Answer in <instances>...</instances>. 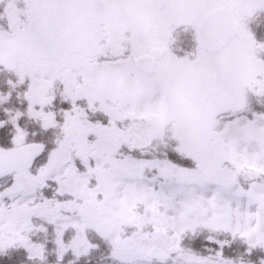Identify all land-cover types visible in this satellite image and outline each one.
<instances>
[{"label": "snow or ice", "instance_id": "1", "mask_svg": "<svg viewBox=\"0 0 264 264\" xmlns=\"http://www.w3.org/2000/svg\"><path fill=\"white\" fill-rule=\"evenodd\" d=\"M0 264H264V0H0Z\"/></svg>", "mask_w": 264, "mask_h": 264}]
</instances>
